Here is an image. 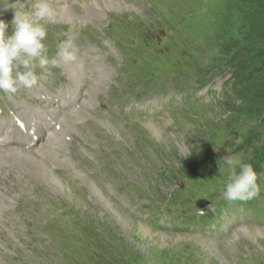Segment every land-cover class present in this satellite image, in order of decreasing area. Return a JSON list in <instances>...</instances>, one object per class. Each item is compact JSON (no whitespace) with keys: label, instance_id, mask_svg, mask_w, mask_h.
I'll return each mask as SVG.
<instances>
[{"label":"rangeland","instance_id":"1","mask_svg":"<svg viewBox=\"0 0 264 264\" xmlns=\"http://www.w3.org/2000/svg\"><path fill=\"white\" fill-rule=\"evenodd\" d=\"M94 1L55 0L61 23L48 26L52 30L70 26L72 33L61 41L52 38L47 42L49 57L57 55L59 43H70L73 61H61L58 68H38V84L30 91L21 90L14 96L0 93L4 125L13 119L29 131L37 120L45 125L46 120L50 122L46 125L49 131L41 134L33 149H0V160H4L0 172V264H59L66 238L86 244L89 226L85 233L77 232L70 223L74 213L85 217L89 225L94 222L95 227L110 232V246L98 252L109 258L105 264H264V217L241 225L234 215L231 236L221 241L217 238L222 236L221 230H228L227 224L210 241L216 214L211 223H197L199 217H191V226H161L164 219L182 222L181 217H190L191 211L198 209L193 207L201 185L207 186L203 198L215 197V204L209 206L216 210L230 172L225 158L251 164L264 141L261 115L253 111L254 102L239 99L248 85L240 87L232 81L238 70L232 60H238L244 45L241 38L242 26L247 25L243 21L247 4L241 0H124L135 7L125 5L117 10L109 3ZM16 3L31 9L29 0H0V20L11 25L14 12L8 6ZM7 31L13 34L11 26ZM233 43L240 45L230 48ZM158 81L167 84L163 91L168 99L184 91L190 101L183 106L175 103L171 112L173 102L165 109L154 108L152 101L158 99L159 90H148L143 96L133 94L136 87L147 90ZM222 89L228 91L223 94ZM48 91L56 93L55 99L45 103L40 97ZM65 100L73 101L68 110L63 106ZM58 117L62 118L54 131ZM16 151L23 155L31 152L38 161L25 160ZM203 151L207 157L217 154L220 160L215 163L218 166L214 164L221 172H213L214 181L203 171L214 160L207 161ZM195 155L204 160L202 176L186 175L183 180L181 162ZM104 169L105 178L117 191L109 193L100 185ZM48 173L53 174L50 177ZM57 180L66 182L76 199L59 192ZM183 181L185 188L181 187ZM258 182L264 188V177ZM179 188L176 201L181 204L171 200ZM200 193L199 201L201 188ZM18 200L23 211L16 208ZM148 202H156V209L146 211ZM112 206L126 217V224L111 212ZM60 207L67 215L57 221L54 213ZM34 208L42 217L55 220L51 226L58 224L60 234L54 235L49 228L40 234L48 239L39 242L29 234H18L13 226L28 220L29 210ZM235 211L238 214L240 208ZM142 227L151 231L143 232ZM179 227L184 231H177ZM160 234L170 238L164 240ZM53 243L58 247L52 248ZM44 247L48 251L42 250ZM93 253L94 248L87 251L84 262ZM78 256L82 259V251ZM80 259L75 262L80 264ZM65 264L74 261L68 258Z\"/></svg>","mask_w":264,"mask_h":264},{"label":"clouds","instance_id":"2","mask_svg":"<svg viewBox=\"0 0 264 264\" xmlns=\"http://www.w3.org/2000/svg\"><path fill=\"white\" fill-rule=\"evenodd\" d=\"M31 9L19 3L10 5L13 12L11 25L0 20V90L14 96L21 90H32L38 84L37 69L58 68L61 61L75 59L68 50L70 43H59L57 55L49 57L48 25L61 23L60 10L55 0H29ZM6 7L5 10H8ZM11 26L13 34H8ZM67 33H58L66 36ZM230 172L222 195L229 202H247L261 193L258 175L253 166L233 157L225 158Z\"/></svg>","mask_w":264,"mask_h":264},{"label":"trees","instance_id":"3","mask_svg":"<svg viewBox=\"0 0 264 264\" xmlns=\"http://www.w3.org/2000/svg\"><path fill=\"white\" fill-rule=\"evenodd\" d=\"M247 4L244 12L246 27L242 26V38L244 43L238 60H232L238 70L233 79L240 87L248 85L241 93L239 99L254 102L255 113L260 114L259 124L264 127V0H241ZM230 48L239 47L233 43ZM257 102V103H255ZM256 166L264 169V145L260 147L256 155Z\"/></svg>","mask_w":264,"mask_h":264},{"label":"bare ground","instance_id":"4","mask_svg":"<svg viewBox=\"0 0 264 264\" xmlns=\"http://www.w3.org/2000/svg\"><path fill=\"white\" fill-rule=\"evenodd\" d=\"M18 1V0H17ZM27 1V0H26ZM21 3V2H20ZM88 3V2H87ZM94 3H97V4H102V3H109L110 5H111V7H116L117 8V10L118 9H123V6L125 7V5H129L130 3L128 2V1H124V0H101V2H100V0H97V1H94ZM17 4V3H16ZM25 5V4H24ZM27 5V4H26ZM69 6V5H68ZM86 6V5H85ZM129 6H132L133 8L135 7V5H129ZM26 7V6H25ZM88 7H90V6H87L86 8H88ZM110 8V7H109ZM128 8V7H127ZM26 9H27V7H26ZM60 9V8H59ZM83 9H85V8H83ZM65 10V9H64ZM77 10H79V9H77ZM110 10V9H109ZM112 10H114V9H112ZM128 10V9H127ZM62 12V11H61ZM75 12V11H74ZM71 15V14H70ZM74 19H72V21H73ZM74 24V23H73ZM78 63V62H77ZM63 65V64H62ZM79 66V65H78ZM77 66V67H78ZM81 66V65H80ZM69 67V66H68ZM76 70V69H75ZM66 71H67V68H66ZM72 71V70H71ZM74 71V70H73ZM84 71H85V69H84ZM78 72V71H77ZM76 73V72H75ZM80 74V73H79ZM85 74V73H84ZM94 75V74H93ZM88 77V76H87ZM82 78H84L83 76H82ZM99 78V77H98ZM99 80H100V78H99ZM91 82H93V81H91ZM91 85V84H90ZM89 85V86H90ZM62 118V117H61ZM72 122V121H71ZM152 124V123H151ZM68 125V124H67ZM65 126V125H64ZM157 132V131H156ZM161 133V132H160ZM163 141V140H162ZM43 145V144H42ZM39 147V146H38ZM44 147V146H43ZM48 147V146H47ZM39 149V148H38ZM41 149V148H40ZM183 149V151H182V155L183 154H185L186 153V151H187V147H185V148H182ZM8 150V149H7ZM20 150V149H19ZM50 150V149H49ZM15 151V150H14ZM45 151V150H44ZM2 152V151H1ZM0 152V153H1ZM16 152H18V151H16ZM15 152V153H16ZM51 152V151H50ZM8 153V152H7ZM36 153V152H35ZM37 153H39V152H37ZM11 154V153H10ZM17 154H19V155H22L24 158H25V160L26 159H34L35 161H38V160H36L35 158H34V156H32V153L31 152H25L24 154L26 155H23V154H21V153H17ZM49 154V153H48ZM2 155V154H1ZM4 155V154H3ZM16 155V154H15ZM38 155V154H37ZM21 157V156H20ZM39 158V157H38ZM52 158V157H51ZM54 159V158H53ZM52 160V159H51ZM55 160V159H54ZM57 160V159H56ZM64 160V159H63ZM60 162V161H59ZM61 162H62V160H61ZM41 163V162H40ZM39 163V164H40ZM53 163H54V161H53ZM55 163H57V162H55ZM27 164V163H26ZM31 164V163H30ZM38 164V165H39ZM42 164V163H41ZM71 164V163H70ZM32 165V164H31ZM37 165V164H36ZM52 165V164H51ZM45 167V166H44ZM50 167V166H49ZM46 168H48V167H46ZM73 168V167H72ZM35 169H37V168H35ZM41 169V168H40ZM39 169V170H40ZM50 169H51V167H50ZM48 170H49V168H48ZM33 171V170H32ZM46 171V170H45ZM37 172V171H36ZM42 172V171H41ZM40 172V173H41ZM44 172V171H43ZM49 172V171H48ZM33 173V172H32ZM35 173V172H34ZM40 173H39V176H40ZM76 173V172H75ZM42 174V173H41ZM49 174V173H48ZM53 174V173H52ZM51 174V175H52ZM36 175V174H35ZM34 175V176H35ZM44 175V174H43ZM50 175V174H49ZM51 175H50V177H51ZM77 175V174H76ZM79 175V174H78ZM37 176V175H36ZM38 176V177H39ZM37 177V178H38ZM49 177V178H50ZM54 177V176H53ZM59 177V176H58ZM81 177V176H80ZM42 180V179H41ZM63 180V179H62ZM44 181V180H43ZM50 181V180H49ZM53 182V181H52ZM66 183V182H65ZM64 182H62V181H60V180H57V188H58V190H59V192H64V193H69L70 194V197H71V200L73 199H76L73 195L74 194H72V192H71V190H70V188L68 187V185H66ZM54 184H55V182H54ZM58 192V191H57ZM58 192V193H59ZM69 197V198H70ZM102 198H103V196H102ZM107 199V198H106ZM104 200V199H103ZM111 209V212L113 211L114 212V214L115 215H117L120 219H121V221L123 222V223H125L126 224V222H128V221H126V217L124 218V215L122 214V212L121 211H119V210H116L115 209V206H112V207H110ZM130 225V224H129ZM123 226H124V224H123ZM125 227V226H124ZM247 228V227H246ZM142 229V231L143 232H145V231H148V232H150L147 228H145V227H142L141 228ZM247 231V230H246ZM245 231V232H246ZM249 231V230H248ZM251 231V230H250ZM252 233V232H251ZM247 234V233H246ZM159 237H161L162 239H164V240H167L168 238H170L168 235H164V234H160L159 235ZM253 238V237H252ZM263 238V237H262ZM153 239V238H152ZM177 239H179V238H177Z\"/></svg>","mask_w":264,"mask_h":264}]
</instances>
